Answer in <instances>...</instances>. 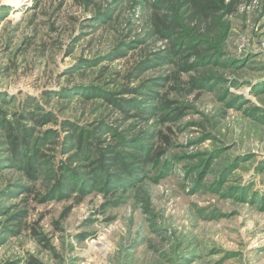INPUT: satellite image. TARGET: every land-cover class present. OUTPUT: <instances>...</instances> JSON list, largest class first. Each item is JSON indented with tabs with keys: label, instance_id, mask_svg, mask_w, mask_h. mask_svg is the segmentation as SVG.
I'll return each mask as SVG.
<instances>
[{
	"label": "rangeland",
	"instance_id": "obj_1",
	"mask_svg": "<svg viewBox=\"0 0 264 264\" xmlns=\"http://www.w3.org/2000/svg\"><path fill=\"white\" fill-rule=\"evenodd\" d=\"M195 1L0 0V264H264V0Z\"/></svg>",
	"mask_w": 264,
	"mask_h": 264
},
{
	"label": "trees",
	"instance_id": "obj_2",
	"mask_svg": "<svg viewBox=\"0 0 264 264\" xmlns=\"http://www.w3.org/2000/svg\"><path fill=\"white\" fill-rule=\"evenodd\" d=\"M227 0H213V1H210V4H198V2H194V5L196 6V8L198 9L199 12H204V10H213V9H218V6L217 5H212V3H219L221 6L223 7H226V9L230 12V13H233L236 11V9L241 6L245 1H248V0H228L227 3H226ZM193 86V84H192ZM194 87V86H193ZM192 92V89H189L187 91V93H191ZM118 107L120 108H123V104H121L120 102H114ZM172 102L171 101H165L163 106L166 107V108H170L172 106ZM150 114V111L149 110H140L138 112V114L136 115V117H139V118H142V119H146L145 116L146 115H149ZM23 120L25 122L29 121V122H36V117L33 113L31 112H27L25 114V116H23ZM168 120V118L166 119ZM48 121H51V119H48ZM8 126H10L9 123H5V127L7 128ZM20 128H25L21 125H16L15 126H10L7 128V134H6V140H7V143L10 145V149L12 150L13 152V155L16 156L17 158H20L22 157V150L23 148H26L27 146V141H26V137L30 134V131L25 129V135L26 137H23L21 138V136L19 135V132L21 131ZM29 133V134H28ZM160 138H161V142L163 144H169L170 143V139L168 136L166 135H160ZM25 139V140H24ZM82 145V144H81ZM92 151V148H89L88 149V152L91 153ZM152 150L148 149V151L146 153H144V155L140 154V155H136L134 156V164H137L138 166H140L141 168H145L147 167L148 165L152 164L153 162L155 161H158L164 154H165V150L164 149H159L157 150L156 152L154 153H151ZM38 153V152H36ZM108 154H102V158L100 160V167H98L97 169L93 170L91 174H95V172H98V171H101L103 168H104V165L105 164H110V163H107V161H117L118 158L116 156H112V159H111V156L110 155H113V152L110 150L107 152ZM103 159V160H102ZM30 170L33 172L31 173L30 171H28V174L30 177H32V179H34L35 177V170H33V166H31L30 164ZM126 173H128V175H133V171L132 170H129L128 167H126ZM59 181H58V185H62V186H65L67 182H62V180H64L66 178V176L62 177L61 175H59ZM28 191L30 193H32V188H29ZM69 191H72V190H69Z\"/></svg>",
	"mask_w": 264,
	"mask_h": 264
}]
</instances>
